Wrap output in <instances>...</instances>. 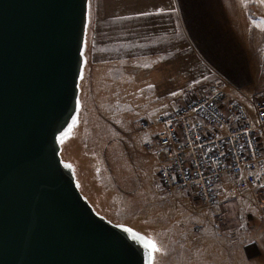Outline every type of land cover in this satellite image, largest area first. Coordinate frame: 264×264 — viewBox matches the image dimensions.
Segmentation results:
<instances>
[{"label":"rangeland","instance_id":"1","mask_svg":"<svg viewBox=\"0 0 264 264\" xmlns=\"http://www.w3.org/2000/svg\"><path fill=\"white\" fill-rule=\"evenodd\" d=\"M85 2L78 0L70 42L60 50V61L67 59L70 69L62 98L52 105L51 121L42 134L37 155L45 156L44 164L51 170L41 164L43 175L55 177L60 190L65 182L68 197L76 201L78 211L96 227L97 234L117 243L113 253L118 264H148L151 249L145 241H155L161 249L155 253L156 264H240L244 248L239 224L247 222L250 214L264 215L254 195L224 178L216 204L208 207L189 192H168L159 185L156 155L145 147L155 130L140 129L142 118L154 121L158 117L155 107L144 106L149 97L144 87L156 76L130 75L128 68L134 60L111 58V48L105 53L92 26L95 7ZM197 4L184 6L185 34L189 30L187 8L232 6L236 16L234 25L228 27L220 20L225 18L224 11L212 12L217 26L210 57L205 46V50L198 49L199 56L209 61L210 81L219 85L224 83L221 77L231 80L228 91L246 101L254 95L246 71L255 68V94L264 95V18L256 10L264 4L257 0H199ZM245 29L253 40V66L245 62L247 50L240 38ZM184 61L186 68L195 64L192 58ZM201 93H189L178 107L167 110L176 111ZM245 103L252 111L250 103ZM146 109L147 116L143 115Z\"/></svg>","mask_w":264,"mask_h":264},{"label":"water","instance_id":"2","mask_svg":"<svg viewBox=\"0 0 264 264\" xmlns=\"http://www.w3.org/2000/svg\"><path fill=\"white\" fill-rule=\"evenodd\" d=\"M77 2L0 0V264H118L117 243L97 234L65 182L63 191L43 175L37 155L69 74L59 56Z\"/></svg>","mask_w":264,"mask_h":264},{"label":"built area","instance_id":"3","mask_svg":"<svg viewBox=\"0 0 264 264\" xmlns=\"http://www.w3.org/2000/svg\"><path fill=\"white\" fill-rule=\"evenodd\" d=\"M230 86H211L154 121L142 118L140 129L155 130L145 147L154 150L164 190L189 192L210 207L230 178L254 195L264 213V95L246 99L250 111Z\"/></svg>","mask_w":264,"mask_h":264},{"label":"crops","instance_id":"4","mask_svg":"<svg viewBox=\"0 0 264 264\" xmlns=\"http://www.w3.org/2000/svg\"><path fill=\"white\" fill-rule=\"evenodd\" d=\"M197 2L199 0H187V2L184 0H87L85 2L86 6L88 3V6L95 7L92 26L96 29L98 41L105 47V53L108 55V50L111 48L110 52L113 51L110 54L111 58L126 57L134 60V65L128 68L130 75L143 74L145 78L147 75L156 76L155 81L144 87L149 96L144 106L155 107L157 116L169 112L167 108L178 107L187 94L204 92L216 84L210 81L213 80V74L209 70V61L199 56L198 49L205 50V46L208 49L206 54L210 57V44L214 41L213 31L217 26L213 11H224L225 18L220 17L223 26L228 23L227 26L232 27L234 25L232 18L236 19V16L232 15V6H216L214 9L202 7L201 10L195 7V10L191 8V11L187 8L189 30L185 34L184 6H199ZM256 7L260 17L264 18V6ZM240 38L247 50L245 62L253 66L255 58L251 54L253 40L247 29L243 30ZM185 58L187 60L192 58L195 61L192 68H186ZM259 67L261 71L263 65ZM246 72L250 82L249 89L255 94L257 88L255 68ZM221 78L222 82L232 84L231 80ZM147 114H149L148 110L143 115L147 116ZM221 189H223L222 183L220 192Z\"/></svg>","mask_w":264,"mask_h":264},{"label":"snow or ice","instance_id":"5","mask_svg":"<svg viewBox=\"0 0 264 264\" xmlns=\"http://www.w3.org/2000/svg\"><path fill=\"white\" fill-rule=\"evenodd\" d=\"M258 3L264 4V0H257ZM264 26V25H262ZM242 239L240 244L244 248L243 258L240 264H264V215L256 216L250 214L247 222L240 223ZM131 231V229H129ZM133 235L141 240L145 238L138 233ZM151 249L148 257V264H156L155 253L161 249L155 241H145Z\"/></svg>","mask_w":264,"mask_h":264}]
</instances>
